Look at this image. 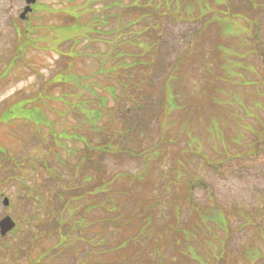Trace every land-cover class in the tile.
Instances as JSON below:
<instances>
[{
	"label": "rangeland",
	"instance_id": "obj_1",
	"mask_svg": "<svg viewBox=\"0 0 264 264\" xmlns=\"http://www.w3.org/2000/svg\"><path fill=\"white\" fill-rule=\"evenodd\" d=\"M83 1L37 0L34 12L28 17L29 21L24 23L18 20L25 6L24 0H0V115L2 110L18 100L28 102L30 103L28 106L33 105L32 108H28L45 110L47 113L41 116L55 121L52 128L54 134H60L63 129L74 130L81 127V135L93 137L91 144L97 148L104 138L103 134L99 136L91 134L88 131L90 127L88 122H83L77 115L71 114L69 105L62 104V101L60 105L55 100H59L60 95L68 94L64 99L73 104L82 96V82L89 83L95 79L103 81L98 77L100 70L116 65L119 57H125V52L114 57L115 52L126 45L120 43L119 46L115 42L130 35L129 31L133 27L135 30L139 29L140 43H148L145 45L156 53L152 55L155 60H151L152 66L148 70L142 69L143 73L149 74L153 79L151 87L147 90L154 98H159L164 79L175 60L182 61L180 67L178 65V74L174 76L172 88L179 96V103L185 108L172 110L164 118L160 115V120L154 118L152 124L145 128L138 139L131 138L129 141L132 147L135 149L139 147L146 155L156 154V158L149 160L147 166L142 162L141 156L130 157L111 149L107 155L90 156L91 163L96 168L98 166L101 172L105 171L109 177L120 172L131 173L130 176L135 180L139 191L132 196L125 194L112 196L113 201L106 207L116 203L115 213L104 214L99 210L91 211L90 208L82 213V208L79 209L77 204L71 202L72 205L68 209L72 210L71 216L77 217L73 222L83 220V226L79 228L81 233L84 231L86 233L80 235L74 231L69 233L72 226L66 222L60 228L61 235H71L68 242L62 244H59L55 231L46 234L48 230L44 225L39 231L33 230L34 224L39 223L34 218L39 214L44 217L43 221L51 220L46 213L50 202L56 199L55 194L72 195L70 188L77 182L74 175L78 173V177H81L87 173L79 172L77 169L79 165L73 168L76 170L61 172L63 181L70 182L67 188L58 177L57 179L46 177L45 171L39 166L40 157L58 151L50 130L37 129L29 124L27 127L18 119L9 124L11 120L2 121V118L0 218L4 214L11 215L16 219L18 227L11 236L0 241V264H200L189 253L204 262L206 258L204 254L208 250L205 243L209 241L212 248L213 245L217 246L218 238L222 240V247L218 250L212 249L207 264H248L250 257L245 263L241 255L254 245H257L258 250L264 254V239L258 242V237L264 236V4H262L264 1L261 2V6L252 11L247 8L245 12L253 27L249 32V46L239 47L238 50L239 52L251 50L246 59L244 55L238 57L228 53L222 46L216 48L217 53L224 57L221 59L222 71L226 74H236L238 68L242 67L255 70V74L244 71V78L249 84L245 88L235 85L226 78L224 82L217 79V87L212 85L211 77L204 73L199 61L193 60L203 56L210 48L205 50L198 41L190 48L186 47L180 40H193L195 29L169 16L161 18L158 21L159 25L154 21L155 25L151 28L142 23L133 24L131 28L124 29L128 35L122 33L119 27L121 21L117 16L110 25L103 28L101 35L95 36V41L81 40L83 36L79 29L81 19L72 25L73 16L64 10L70 8L74 13ZM111 1H89L87 13L90 17L97 13V18L114 10L119 14L122 11L123 0L121 6L116 9ZM161 1L156 0V8ZM247 1L254 7L252 0ZM108 2H111V7L107 9ZM191 2L192 0H173L170 2V12L175 9V4L181 7V4ZM213 2L219 4L223 0ZM195 3L201 4L199 0ZM238 10L242 12L243 8L234 9ZM234 11L228 10L225 15H220L218 23L224 35L239 34V16ZM130 14L132 16L129 14L125 16L123 23L137 20L138 13ZM156 14L161 17V10H156ZM173 14L181 17V9ZM212 31L210 29L209 33ZM157 35L162 36L160 47L166 51L163 59H160L162 53L159 46H154L158 41ZM59 51L62 52V56L57 54ZM226 55L232 60L225 62ZM70 57L74 58L68 59ZM123 60L128 59L125 57ZM207 63L218 72V62L215 61L213 54L207 56ZM63 73L76 76L78 79L76 82L66 81L62 86L55 85L54 88L48 86L58 74ZM251 82H255L256 86ZM110 83L113 84L112 81ZM256 88L259 89L258 94L255 93ZM204 89L208 91L203 94ZM225 93L229 94L228 99L234 101L235 105L227 104L219 110L212 103L213 98ZM110 95V92L106 91L102 96L106 100V106L100 105L98 113L102 114L98 126L104 132H108L109 137L113 139L120 131V124L117 123L120 120L116 118L112 108L115 106L114 103L109 101ZM84 96L88 97V94L84 93ZM255 103L259 105L253 108ZM55 111H58V116ZM236 111L237 119L242 117L244 126L255 127L259 133L256 137L244 129L241 136L242 146L230 144V138L235 137L238 129L231 119ZM188 112H191L190 125L187 127L189 136L197 139L198 152H202L207 159L214 163L222 161L220 165L217 164L218 167L206 169L199 159L181 154L179 142L185 143L186 138L179 128L183 123V116ZM247 113H254L257 116L249 118ZM245 116L246 119L243 118ZM164 120L167 125L169 124V129L165 128L162 141L158 125L163 124ZM210 121L214 122L215 128H210L208 132L207 126H210ZM217 121L222 128L220 134L230 144L228 146L219 141L216 144L215 140L210 143L207 137L217 135ZM224 121L226 123H223ZM90 131L96 133L93 128H90ZM36 136H39V141H35ZM171 137L176 139L173 146L168 145L166 141ZM63 143L65 144L64 140ZM246 143L249 146H246ZM192 144H195L194 139ZM10 158L18 160V165L15 166V162L11 163ZM175 171L180 173L182 178L176 183H170ZM139 173L143 174V181L134 178V175ZM89 175L97 177L99 171L95 169L94 174ZM110 182L113 190L125 187V183L119 182L117 176L111 177ZM187 182L192 186L191 191L188 190ZM163 188H166V198L172 202L170 209L162 205L160 192H164ZM35 190L40 191V195H47H44L41 204L28 199L32 194L35 195ZM4 197L9 200L7 207L2 205ZM39 198L42 201L43 196ZM100 198L101 196H95L91 203ZM68 199L71 198L63 197L61 200L65 202ZM150 200L156 206L155 210L147 208ZM59 201L57 198L54 202ZM33 204L42 206L43 209L36 212ZM215 213L224 216L225 220L227 218L228 226L226 224L224 230L215 229L210 222ZM60 215L66 217L67 212L61 210ZM141 228L142 233L135 237ZM214 234L218 238H215ZM93 237L94 239H91ZM46 249L48 252L44 255ZM255 264H264V259L258 260Z\"/></svg>",
	"mask_w": 264,
	"mask_h": 264
},
{
	"label": "trees",
	"instance_id": "obj_2",
	"mask_svg": "<svg viewBox=\"0 0 264 264\" xmlns=\"http://www.w3.org/2000/svg\"><path fill=\"white\" fill-rule=\"evenodd\" d=\"M89 1L93 0H84L80 3V7L77 11H71L70 8L66 9V13L69 14L73 18V24L75 22H79V18L81 19V23L79 24L80 30L83 34L81 40H86L87 42L95 41V36H99L103 32V28L105 26L110 25L111 21L119 16L120 25L119 27L122 29V33L128 35L127 31L124 30L126 28H131L133 24H145L147 28H151L155 25H159V20L167 18L169 16L173 20H177L183 24L193 25L195 31H193L194 36L193 40L183 41L184 45L188 48L191 47L194 42L198 41L204 47V49L210 48V50L205 53L201 57L194 58L193 60H198L200 66L204 70V73L211 77V84L217 87V79L222 80L225 76L235 78V74L228 75L223 70V65L221 59L224 58L222 55L217 53L216 48L218 46H222L226 49V46L230 45L228 42L230 37L229 35H224L221 26L218 23V20L215 22H210V17L213 19L215 17L220 18L221 14L225 15L228 10L234 11L236 4L233 0H224L219 4L213 2V0H199L200 5L196 4V0H192L191 3L188 4H181V7L178 4H175V9L170 12V2L173 0H162L159 6L156 8V0H123V4L121 6L122 0H112V4L114 8L121 6L122 11L118 14L117 10H114L109 13H105L97 18V13H93L90 17L88 12V4ZM111 2L107 3V9L110 8ZM181 9V17H177L176 14ZM156 10H161V17L160 15L156 14ZM130 13H138L137 20L133 22L126 21L125 16ZM144 15H143V14ZM132 16V15H131ZM155 21V22H154ZM200 21V24H198ZM135 25V26H136ZM212 29L213 31L209 33V30ZM139 30V29H138ZM138 30H135L134 27L129 31L127 37H123L125 42H122L121 39L116 41V44L120 43L124 45L121 49H118L114 57H118L121 52H125V57L128 59L124 61L125 57H119V62L116 65L111 67H104L99 73L98 77L102 78L103 81L95 79L93 81L82 82V96L80 100L74 102L73 104L67 102L64 97L68 96V94L61 95L60 102L62 104L70 106L71 114L77 115L79 119L83 122L86 121L89 124V132L93 135L103 134L105 142L100 143V146L97 148L92 146L91 141L93 137L91 136H82L80 131L81 127H76L74 130L70 129H63L60 134H54L52 132L53 126H55V122H49L47 119L45 120L43 115L47 113L45 110L40 111L37 108L25 109L28 102H20V100L16 101L8 108L2 110V114L0 115V121H9V124H12L16 119L28 121L27 125H31L37 129L45 128L50 130V132L54 135L53 136V143L56 145L58 151L54 154L42 155L40 157L41 161L39 166L43 171L46 173V177L48 178H59L65 184V188L70 185V182L63 181L62 176L60 175L61 172L64 170H72L74 167L79 165L77 169L80 171H84L87 174L78 177V173L74 175L75 180L77 181L75 185H73L70 189L72 195L66 194H55L59 198V202H54L53 200L49 204L50 211L49 213L54 220L53 224L55 227H62L64 223H70L71 226L75 225H82L83 220H79L78 222H73L74 218L77 219L75 216H71L72 210L68 209V207L72 204H77L78 208H82V213L86 212L89 208L91 211H102L104 214L108 213H115L117 207L116 203L107 206L106 205L113 201V197L115 195H128L132 196L137 194L139 188L136 185L135 180L130 176L131 173L129 172H120L115 176H111L116 178L119 182H124L125 187L123 189L118 188L113 190L110 182V178L105 171H100V168L93 163H91L90 156L95 154L96 156H102V154L107 155L111 150L124 153L130 157H142V162L145 163L147 166L148 161L156 158L155 153H151L146 155L145 152L140 149L139 147L135 149L131 146L129 141L131 138L138 139L142 132H144L145 128L152 124V120L154 118L159 119V116H167L171 113L172 110H181L184 109L185 106L181 105L178 101L179 96L176 94L172 88L174 76L178 74V65L182 61L180 59L175 60L172 69L168 73V76L164 79L163 87L160 89V96L159 98H154L153 94L148 92V88L152 85V77L149 74H145L142 72V69L148 70L152 66L153 59L152 55H155V52H152L150 47L145 45L148 43H140V33ZM161 35H157L156 44L160 48V53H162L161 58L163 59V55L166 53L165 50L161 49L160 44L161 42ZM235 38V36H233ZM128 47L125 49L124 47ZM228 53H233L232 50L227 51ZM151 53V54H149ZM155 53V54H154ZM213 54L215 57V61L218 62L217 68L218 72L214 70V68H210V65L207 63V56ZM237 56V53H233ZM62 56V55H61ZM204 57V58H203ZM182 59V58H181ZM152 60V61H151ZM231 61L232 59L229 58L227 55L225 57V62ZM221 75V76H220ZM63 78L59 77V74L52 80V82L48 86L54 88L55 85H63L66 81L75 82L78 78L72 76L70 74H61ZM69 76V78L67 77ZM112 81L113 84L110 82ZM105 82V84L101 83ZM45 87V84H44ZM44 89V88H43ZM42 89V90H43ZM42 90L40 93H42ZM108 91L110 92V99L115 106L112 108L114 109V113H116V118L120 120L117 123L120 124V131H118L115 135V138H111L108 135V132H104V130L98 126V121L101 117L102 113H98L100 111V105L103 104L106 106V100L102 96L104 93ZM84 93L88 94V97L84 96ZM197 94V92H194ZM21 98V97H20ZM222 96L216 97L213 101L214 106L221 107L220 101ZM27 101V100H25ZM223 102V101H222ZM8 106V105H7ZM33 105H29L31 107ZM191 119V112H188L185 116H183V123L179 128V131L184 134V138L187 140L190 138L187 127L190 125ZM3 124H5L3 122ZM175 125V123H174ZM161 131V138L164 141L165 135V128L168 127L166 121L164 120L163 124L158 125ZM90 128H93L94 132L90 131ZM114 135V134H113ZM39 137V136H38ZM63 140L65 144L63 143ZM110 140V143H109ZM176 139L171 137L168 141V145L173 146L175 144ZM180 143V142H179ZM184 143V142H183ZM182 143V144H183ZM52 145V144H51ZM43 156H45L43 158ZM45 160V162H43ZM95 169L99 171V176H91L90 174H94ZM73 170H76L73 169ZM134 178L138 181H143V174H135ZM182 175L175 171L174 176L172 177V181L170 183H176L180 181ZM122 185H120L121 187ZM188 186V182H187ZM192 186L190 185V189ZM166 188H163L164 192H160V198L162 201V205L165 208H172V202L168 200L165 196ZM50 190L47 191L49 193ZM46 193V194H47ZM37 196H43L42 201L36 200L38 203L43 202L45 196L47 195H40L38 192H34ZM101 196L96 202H92L95 196ZM63 197L67 198L70 197L71 199L66 200L65 202L61 199ZM77 197L78 200L75 198ZM77 200V201H74ZM72 202V204H71ZM89 205H86L88 203ZM89 206V207H86ZM106 207V210L104 208ZM148 209H156V206L153 204V201L150 200L148 202ZM61 210H65L67 212L66 217H62ZM59 213V214H58ZM63 223V224H62ZM142 228L139 230L137 234L141 232Z\"/></svg>",
	"mask_w": 264,
	"mask_h": 264
},
{
	"label": "water",
	"instance_id": "obj_3",
	"mask_svg": "<svg viewBox=\"0 0 264 264\" xmlns=\"http://www.w3.org/2000/svg\"><path fill=\"white\" fill-rule=\"evenodd\" d=\"M27 4H32L35 2V0H26ZM28 11L29 8H27ZM27 11V10H25ZM4 203L6 204L7 202L4 201ZM13 227V224L11 223V221L8 218H5L4 220H2L0 222V228H1V233L4 234L6 231L10 230Z\"/></svg>",
	"mask_w": 264,
	"mask_h": 264
}]
</instances>
